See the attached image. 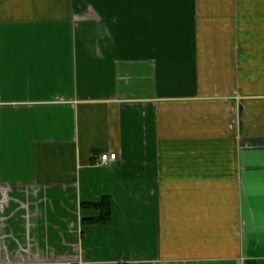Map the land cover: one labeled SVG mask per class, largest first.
Instances as JSON below:
<instances>
[{"label": "crops", "instance_id": "0c3cea01", "mask_svg": "<svg viewBox=\"0 0 264 264\" xmlns=\"http://www.w3.org/2000/svg\"><path fill=\"white\" fill-rule=\"evenodd\" d=\"M0 264H264V0H0Z\"/></svg>", "mask_w": 264, "mask_h": 264}, {"label": "trees", "instance_id": "16d2710c", "mask_svg": "<svg viewBox=\"0 0 264 264\" xmlns=\"http://www.w3.org/2000/svg\"><path fill=\"white\" fill-rule=\"evenodd\" d=\"M93 207L101 211V216L96 222L107 223L111 218V203L108 199L103 198L100 202L93 204Z\"/></svg>", "mask_w": 264, "mask_h": 264}, {"label": "built area", "instance_id": "2783aa9c", "mask_svg": "<svg viewBox=\"0 0 264 264\" xmlns=\"http://www.w3.org/2000/svg\"><path fill=\"white\" fill-rule=\"evenodd\" d=\"M117 157H118L117 153L107 152L101 154L100 161L102 164H108L110 162L116 161Z\"/></svg>", "mask_w": 264, "mask_h": 264}]
</instances>
